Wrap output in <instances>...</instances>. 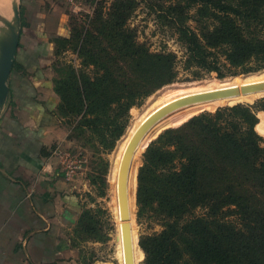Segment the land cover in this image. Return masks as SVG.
<instances>
[{"label": "trees", "instance_id": "16d2710c", "mask_svg": "<svg viewBox=\"0 0 264 264\" xmlns=\"http://www.w3.org/2000/svg\"><path fill=\"white\" fill-rule=\"evenodd\" d=\"M135 8V0H112L107 11L99 5L90 29L74 36L80 69L68 67L54 85L60 101L49 111L51 116L71 117L73 137L101 153L111 152L123 135L131 107L166 85L137 116L145 120L187 96L192 87L169 85L178 77L175 53L152 52L136 40L127 26ZM156 17L173 30L185 50L183 69L192 71L195 79L264 67V38L258 35L264 29V0H175L156 5ZM22 69L15 61L11 73ZM217 82L234 84L228 79ZM238 82L264 83V72ZM182 109V114L175 115L178 110L161 119L154 132L191 118L150 142L138 170L137 217L161 227L139 239L143 264H264V135L257 117L264 112V99L193 117L198 112L190 106ZM139 125L135 120L119 141V163ZM48 155L42 151V156ZM119 163L111 170L115 197ZM134 187L131 164V204ZM74 228L75 233L88 231L79 223ZM133 249L137 264L143 253L136 243Z\"/></svg>", "mask_w": 264, "mask_h": 264}, {"label": "rangeland", "instance_id": "374dc122", "mask_svg": "<svg viewBox=\"0 0 264 264\" xmlns=\"http://www.w3.org/2000/svg\"><path fill=\"white\" fill-rule=\"evenodd\" d=\"M135 1L136 8L127 21V26L134 31L136 40L139 43H145L152 52L163 50L173 52L177 56L178 77L174 83L169 85L192 86L188 95L232 88H237L239 90V94L234 96H227L190 105L193 111L198 112L192 115V117L202 113H214L219 108L231 107L237 104L253 106L259 100L264 99V96H260L262 91L246 94L241 93V87L243 85L238 82L245 76L264 72V67L255 72L240 73L223 78H218L215 73H210L206 75L203 74L202 79H195L192 71H185L183 69L185 50L181 44L177 42L173 30L169 27L161 26L156 17V5H161L162 3L167 5L175 0ZM111 2L112 0H42V9L44 12H52L59 16L58 27L54 31L56 32V37L53 38L52 34L48 35L52 37V40L50 39L49 42L46 40V34L43 36L45 41L33 42L27 40L26 42L22 39L21 44L24 46L23 50L32 51L33 48H35L39 52H34L33 54L22 57L25 51H19L18 49L15 60H26L28 64V60L31 58L29 63L37 65V67L42 65L40 64L41 61H45L43 67L41 66L40 69H38L39 72H37V76L36 73L34 76L50 84L49 86L55 96V105H57L60 100L59 96L54 92V85H57V83L65 77L68 67H72L75 70L80 69V60L77 57L75 49L76 40L74 36H76L79 30L86 32L90 29L93 12L99 5H102L103 11H107ZM189 25L192 28L195 27L192 21L189 22ZM68 33L70 34L69 36ZM258 35L264 38V29L258 31ZM67 36L68 38H63ZM65 39L67 40L66 42H64ZM226 79L234 81V84L232 85L231 82H217ZM165 86L156 90L149 97H146L140 105L131 107L128 126L123 135L115 142L113 150L109 153H101L90 145H83L81 141L73 137V119L71 117L57 115V125L64 132V140L62 144L56 145L58 151L62 155V157L54 160L56 168H59V171L64 174L68 165L67 161L71 160L77 163L75 174L70 180H65L71 184V191L79 202L80 208L79 213L74 218L72 230L70 231L73 258L77 264H123L121 246L122 222L120 220L118 202L116 201L117 193L115 197L114 183L113 180H111V170L113 167L116 168L119 163V158L116 154L119 141L126 135L135 120L140 124L144 121L140 117L137 118V116L141 114L147 106L154 102L158 93H160ZM135 110L137 111L135 112ZM183 111L184 109H181L175 115L182 114ZM257 117L260 121L259 131L264 135V112H258ZM190 118L191 117L186 121ZM180 125L162 127L157 130L156 133L154 132V126L146 139V145L148 146L149 143L155 140L164 130L175 128ZM147 146L144 144V146L138 149L132 159V164H134L135 168V187L133 190V202L131 204L129 198L128 205L133 246L136 242L139 246V239L141 236L156 233L161 230L157 222L148 218L137 217V175L142 165V157ZM77 223L85 225L88 231L85 233H75L74 225ZM143 262L144 253L142 259L139 258L137 264H143Z\"/></svg>", "mask_w": 264, "mask_h": 264}, {"label": "crops", "instance_id": "0c3cea01", "mask_svg": "<svg viewBox=\"0 0 264 264\" xmlns=\"http://www.w3.org/2000/svg\"><path fill=\"white\" fill-rule=\"evenodd\" d=\"M8 1L0 0V14L11 17ZM42 4L20 0L22 57L39 52L23 50L22 39L56 37L59 16L44 12ZM30 60H17L23 69L10 74V95L0 113V264H77L70 231L79 202L53 157L64 132L49 113L56 104L50 84L34 76L45 61L37 67ZM43 150L49 155L42 156Z\"/></svg>", "mask_w": 264, "mask_h": 264}, {"label": "water", "instance_id": "95a60500", "mask_svg": "<svg viewBox=\"0 0 264 264\" xmlns=\"http://www.w3.org/2000/svg\"><path fill=\"white\" fill-rule=\"evenodd\" d=\"M7 9L11 17L0 14V113L9 98L8 79L15 62L20 41V0H9ZM264 90V83L241 87V93H254ZM239 94L237 88L221 91L187 95L168 103L147 117L134 131L122 154L117 175V202L121 224V246L123 264H134V249L130 226V211L128 205V177L132 159L137 149L146 141L151 129L164 117L171 113L196 103L219 99ZM144 146V145H143ZM145 146L146 143H145ZM142 147V146H141ZM138 249V243L136 242Z\"/></svg>", "mask_w": 264, "mask_h": 264}, {"label": "built area", "instance_id": "2783aa9c", "mask_svg": "<svg viewBox=\"0 0 264 264\" xmlns=\"http://www.w3.org/2000/svg\"><path fill=\"white\" fill-rule=\"evenodd\" d=\"M53 157L56 158H60L62 157L61 153L58 151V148L56 147L53 151ZM68 165L67 168L64 171V174H62L59 170V168L57 169L58 172L62 175V177L64 178V180H70L71 177L75 174L76 169H77V163L75 161H67Z\"/></svg>", "mask_w": 264, "mask_h": 264}, {"label": "bare ground", "instance_id": "6f19581e", "mask_svg": "<svg viewBox=\"0 0 264 264\" xmlns=\"http://www.w3.org/2000/svg\"><path fill=\"white\" fill-rule=\"evenodd\" d=\"M1 6V8H2V5H0ZM4 7V6H3ZM7 7V6H6ZM3 9V8H2ZM3 15H4V11H3ZM5 16H7V14L5 15Z\"/></svg>", "mask_w": 264, "mask_h": 264}]
</instances>
